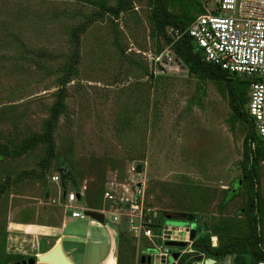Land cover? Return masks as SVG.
<instances>
[{
    "label": "rangeland",
    "instance_id": "374dc122",
    "mask_svg": "<svg viewBox=\"0 0 264 264\" xmlns=\"http://www.w3.org/2000/svg\"><path fill=\"white\" fill-rule=\"evenodd\" d=\"M164 6L180 19L192 17L185 28L197 15L215 13V0H165ZM158 25L156 0H0V264H17L3 252L6 221L7 254H43L20 245L16 229L20 232L22 222L15 217L40 219L44 205L32 201L46 191L57 198L80 189L86 205L101 207L103 190L114 186L120 194L122 183L129 190L136 184L144 208L157 210L155 231L179 222L196 227L195 243L210 235L217 244L236 240L232 253L218 260L210 256L214 264H250L254 248L264 253V142L248 134L231 110L226 82L200 78L176 54L173 25L163 30ZM192 46L203 55L195 42ZM165 49L182 68L153 74L149 55ZM238 77L248 97L249 79ZM53 108L57 115L49 126ZM39 135L41 140L33 139ZM246 135L255 247L240 241L251 231L246 185L242 181L229 194L244 179ZM29 140L35 142L24 148ZM131 165H140V171L132 172ZM60 167L74 183L51 181ZM167 214H191L195 221ZM53 216L41 236H57L60 219ZM90 219L69 222L65 234L91 231ZM137 240L122 236L121 264H140V254L152 252L149 241ZM190 256L182 255L178 264H189ZM112 263L106 258L103 264Z\"/></svg>",
    "mask_w": 264,
    "mask_h": 264
},
{
    "label": "built area",
    "instance_id": "2783aa9c",
    "mask_svg": "<svg viewBox=\"0 0 264 264\" xmlns=\"http://www.w3.org/2000/svg\"><path fill=\"white\" fill-rule=\"evenodd\" d=\"M214 11L197 15L183 30L173 26L169 31L177 39L187 33L202 49L206 61L229 74L249 79L246 113L252 130L259 139L264 140V0H215ZM149 57L154 67L153 74H176L182 68L181 60L171 54L170 50L154 52ZM130 170L136 172V167L131 165ZM50 179L53 182L61 180L59 173L51 175ZM120 186V194L114 186L106 187L102 193V205L97 209L86 205L80 189L70 190L64 195L65 207L72 209V218L88 217L85 210L102 212L104 217L109 216L111 222L124 224L127 231L138 239V245L141 238L145 237L149 241L148 249L152 250L148 254L151 257L150 264H171L169 259L174 251L179 252L174 264H178L184 254H202V263L205 258H211L192 247L196 234L190 239V224L182 227L181 233L167 235L163 233L162 227L159 232L155 231L158 212L144 208L140 200V188L136 184L131 190L125 183ZM153 225L154 228L151 227ZM156 239L160 240L159 244L154 241ZM165 240L182 241L185 246H169ZM210 243L216 246L217 238L210 235ZM171 247L181 249L171 251ZM254 264H264V259Z\"/></svg>",
    "mask_w": 264,
    "mask_h": 264
},
{
    "label": "trees",
    "instance_id": "16d2710c",
    "mask_svg": "<svg viewBox=\"0 0 264 264\" xmlns=\"http://www.w3.org/2000/svg\"><path fill=\"white\" fill-rule=\"evenodd\" d=\"M165 0H156V15L157 20L159 22V29L164 28L165 25L170 24L173 25L176 28H179L180 30H183L186 23L192 19L190 16L186 19H180L175 14H170L164 6ZM119 9H114L115 12H117ZM163 30V29H162ZM192 38L187 34L183 33L179 37L177 41V45L175 47V52L177 55L182 57L187 64H189L190 68L199 75V77L208 78L211 80H223L226 82L228 93H229V105L233 113L243 120L244 124L248 127L249 131L248 134L255 139H258L260 142H264V140H261L258 138V136L254 133L252 130V124L250 119L248 118V115L246 113V103L248 100L247 97V85L244 84L245 82L241 81L238 77V75L235 74H229L225 70L221 69L220 67L212 64L211 62H208L204 59L203 55L200 54V52H193L192 51ZM201 49V48H200ZM202 50V49H201ZM243 83V86H239V82ZM246 87V90L245 88ZM55 108H53L51 120L49 122V126L55 123V117L57 115V112H55ZM57 111V110H56ZM48 132V131H47ZM49 133V132H48ZM247 134V135H248ZM245 136L243 139V153H242V160H241V169L243 171L244 179H241L243 183L246 185L247 192H248V200H247V209L250 212V223H251V231L250 233L245 236L244 238H241L240 241L247 242L250 240V242L254 245V247L257 244V232H256V216L254 214L255 212V202H254V184L252 181V171L249 170L248 162H249V151L247 147V139L248 136ZM45 137V138H44ZM44 140H47L48 138L46 135H43ZM34 140L38 139L41 140V136H37L33 138ZM34 140H29L25 143L24 148L30 147ZM60 178L61 181L64 182L66 179H73L71 176V173L67 168L60 167ZM73 182V180H72ZM74 183V182H73ZM75 185V184H74ZM88 206V205H87ZM89 208L97 209L100 208L99 206H88ZM178 215H186L191 216V214H178ZM4 237V243H3V252L5 253L6 257L14 258V261L17 262L18 258H22L21 255L18 254H7L5 252V239ZM239 241V242H240ZM237 243L236 240L224 243V244H217L216 246H212L210 243V238L206 240H199L197 243L194 242V249L198 252L205 253L206 256H211L214 258H222L227 254H230L233 252L234 246ZM253 247V248H254ZM252 260L250 264H254L257 260L264 259V253H258L255 248L252 250Z\"/></svg>",
    "mask_w": 264,
    "mask_h": 264
},
{
    "label": "crops",
    "instance_id": "0c3cea01",
    "mask_svg": "<svg viewBox=\"0 0 264 264\" xmlns=\"http://www.w3.org/2000/svg\"><path fill=\"white\" fill-rule=\"evenodd\" d=\"M43 196L44 198L32 201V202H39L44 205L43 206L44 212L43 214H40L41 215L40 219H37V217L36 218L21 217L17 219L15 217V222H19V221L22 222L20 223V227H19L20 232H18V230L16 229L17 233H19L20 235L17 236V238L21 239L20 240L21 246L38 248V253L41 254L51 250L57 243H60L64 255L74 264H103L106 258H110L113 261L112 264L122 263V258L120 256V251L123 246L122 236L127 234L128 236H133L131 233L127 231L124 224L122 223L115 224L110 220L106 221V217H104L103 222H99L89 216L91 218L88 221L89 225L91 226V231H92L91 236H90L91 231L88 230L85 231L84 235H74V234L70 235L68 233L65 234L67 224L71 221H74L76 218H72L70 216V213H68L69 209L65 207V203H64L65 197L63 193L59 192L57 198H52L49 197V192L46 191L43 194ZM12 212L13 214L16 213L15 211H13V207H12ZM53 214H56L60 219L57 236L54 239L48 236H41L40 235L41 232H45L48 229H50L51 220H52L51 218L55 217L53 216ZM26 225H28V227L30 228H28ZM123 229L127 231L125 232L124 235L122 234V232L124 231ZM7 230H8V221H6L4 226V236H6V240H7ZM141 239H146V238L142 237ZM97 249H102V253L96 254L95 251ZM77 250H79L81 254H77L78 253ZM123 252L125 253V256L128 255L126 249ZM18 255L26 256V257L38 256V254L35 253H26V254H18ZM71 255H75L79 257L80 261L79 262L75 261L71 257ZM211 264L214 263L211 261Z\"/></svg>",
    "mask_w": 264,
    "mask_h": 264
},
{
    "label": "water",
    "instance_id": "95a60500",
    "mask_svg": "<svg viewBox=\"0 0 264 264\" xmlns=\"http://www.w3.org/2000/svg\"><path fill=\"white\" fill-rule=\"evenodd\" d=\"M240 165V162L236 163V166ZM136 171H140V165L136 166ZM241 179L236 180L232 184V188L229 192V194L233 193L236 191L237 187L241 185ZM77 198L80 199V195L77 194ZM85 214L92 217L93 219L103 222L104 216L102 212L96 211V210H85ZM169 219L173 220H189L190 222L195 221V216H183V215H178V214H167L166 215ZM162 231L163 233H166L169 235L170 233H181L182 232V226L179 224V222H175L174 225H164L162 226ZM196 229L195 227L190 228V239H193L195 237ZM165 244L169 246H180L183 247L185 246V242L182 241H171V240H165ZM179 256V252L174 251L171 253V258L169 259V262L171 264H174V260L177 259ZM203 255L202 254H197V255H191L187 260L189 264H210V261H214L212 258H205L203 260ZM180 260V259H179ZM139 262L140 264H150L151 262V257L148 254H142L139 257ZM215 262V261H214ZM17 264H74L71 262L63 253L61 249L60 243H57L51 250L38 255L36 257H26L17 262Z\"/></svg>",
    "mask_w": 264,
    "mask_h": 264
},
{
    "label": "flooded vegetation",
    "instance_id": "af4514ba",
    "mask_svg": "<svg viewBox=\"0 0 264 264\" xmlns=\"http://www.w3.org/2000/svg\"><path fill=\"white\" fill-rule=\"evenodd\" d=\"M23 258H26V256L22 257L21 260H22ZM19 261H20V260H19ZM19 261H17V262H19Z\"/></svg>",
    "mask_w": 264,
    "mask_h": 264
}]
</instances>
